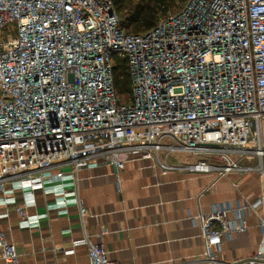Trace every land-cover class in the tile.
I'll return each mask as SVG.
<instances>
[{
  "label": "built area",
  "instance_id": "obj_1",
  "mask_svg": "<svg viewBox=\"0 0 264 264\" xmlns=\"http://www.w3.org/2000/svg\"><path fill=\"white\" fill-rule=\"evenodd\" d=\"M116 1L0 0V194L59 183L68 202L81 170L122 171L135 158L164 173L264 179V0H177L142 33L124 28ZM118 60L128 66L129 93L115 88ZM177 153L193 161H166ZM77 200L85 264H120L91 240L90 212ZM14 208L27 222V206ZM263 209L264 188L252 201L191 216L203 258L222 264L224 242L249 229L250 213L264 233ZM0 258L21 263L1 226Z\"/></svg>",
  "mask_w": 264,
  "mask_h": 264
},
{
  "label": "crops",
  "instance_id": "obj_2",
  "mask_svg": "<svg viewBox=\"0 0 264 264\" xmlns=\"http://www.w3.org/2000/svg\"><path fill=\"white\" fill-rule=\"evenodd\" d=\"M170 157L168 163H181ZM188 157L185 161L192 162ZM263 188L264 179L255 171L224 177L181 170L164 173L152 160L135 158L122 171L104 165L81 170L76 185L66 189L68 202L62 199L59 183H47L34 193L10 187L0 194V226L16 244L20 264H85L88 248L75 244L85 238L80 198L90 212L88 235L104 245L112 260L210 264L203 258L200 226L191 216L208 213L218 203L252 201ZM21 204L27 206V222L14 208ZM248 224L245 233L224 242L222 264H241L254 256L263 257L258 264H264V233L258 216L250 213ZM70 249L74 252L65 253ZM0 264L8 263L0 258Z\"/></svg>",
  "mask_w": 264,
  "mask_h": 264
},
{
  "label": "trees",
  "instance_id": "obj_3",
  "mask_svg": "<svg viewBox=\"0 0 264 264\" xmlns=\"http://www.w3.org/2000/svg\"><path fill=\"white\" fill-rule=\"evenodd\" d=\"M117 0V10L126 14L124 28L131 33H142L153 28L159 16L169 7L168 0ZM115 88L121 94L131 92L132 81L125 60H118L114 68Z\"/></svg>",
  "mask_w": 264,
  "mask_h": 264
},
{
  "label": "rangeland",
  "instance_id": "obj_4",
  "mask_svg": "<svg viewBox=\"0 0 264 264\" xmlns=\"http://www.w3.org/2000/svg\"><path fill=\"white\" fill-rule=\"evenodd\" d=\"M137 0L134 1V3H136ZM169 2V7L170 9H173L174 6L176 5V2L177 0H168ZM124 16L126 17V14L124 13ZM173 158H176L177 160V163H180V161L182 160H185V159H188L189 160V157L184 154V153H177V154H172L171 157H170V160H174ZM172 162V161H171Z\"/></svg>",
  "mask_w": 264,
  "mask_h": 264
}]
</instances>
